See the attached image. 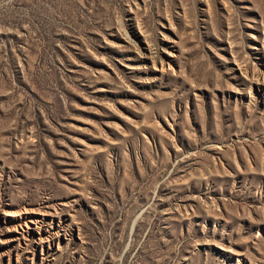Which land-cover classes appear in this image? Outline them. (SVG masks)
Here are the masks:
<instances>
[{
  "label": "rangeland",
  "instance_id": "1",
  "mask_svg": "<svg viewBox=\"0 0 264 264\" xmlns=\"http://www.w3.org/2000/svg\"><path fill=\"white\" fill-rule=\"evenodd\" d=\"M0 264H264V0H0Z\"/></svg>",
  "mask_w": 264,
  "mask_h": 264
}]
</instances>
